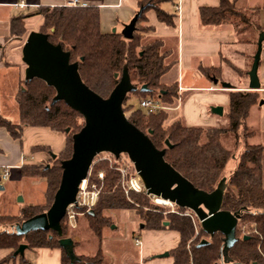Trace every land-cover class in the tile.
I'll use <instances>...</instances> for the list:
<instances>
[{
    "label": "trees",
    "instance_id": "trees-1",
    "mask_svg": "<svg viewBox=\"0 0 264 264\" xmlns=\"http://www.w3.org/2000/svg\"><path fill=\"white\" fill-rule=\"evenodd\" d=\"M160 1L139 0V5L145 7L136 22L131 39L124 38L118 31L102 32L100 10L94 5L40 6L36 12L42 19L38 31L46 33L51 43L60 44L63 50L69 52L70 61L78 62L82 81L102 97L109 95L126 66L130 81L136 86L134 91L126 94L122 103L127 119L147 133L156 148L165 149L164 159L174 169L195 187L210 192L224 176L225 164L234 154L224 144L226 138H232L237 144L240 128L243 129V136L247 137L252 133L247 130L245 120L251 106L259 101L258 93L256 90H227V124L224 127L190 126L180 117L170 116L168 111L176 106L177 82L164 83L161 77L175 60L166 61L170 49H164V42L159 37L153 36L147 40L151 27L142 25L146 19L145 12L149 8L155 10L160 21L173 24L172 15L160 8ZM218 1L216 7L199 8L201 25L229 24L241 39L254 32L256 43L257 35L264 30L258 23L259 9L238 8L233 0ZM26 17V14H22L11 19L12 35H24ZM218 70L219 67H201L202 73L208 78L212 75L217 77ZM143 85L146 90L141 89ZM54 94V88L40 78L27 81L22 79L16 94L19 121L14 123L0 114V127L5 128L13 138L21 137L24 125L45 126L65 135V145L55 158H50L45 164L21 167L22 176L45 179L46 201L42 204L21 205L14 214H0V248L11 249L8 257L0 260V264L13 257L14 250L21 243L27 244L28 249L54 248L60 247V237H72L65 217L60 221L62 236H58L53 230L38 229L26 235H18L14 230L16 223L45 211L52 203L61 178L60 161L70 157L72 135L84 124L81 114L63 100L52 104ZM131 94L137 96L139 102L145 97H158L169 109L144 110L139 104L134 106L127 101ZM66 128H69L68 132H65ZM165 139H168L172 147L166 146ZM41 148L50 150L47 147ZM263 152L264 144L249 143L244 139L243 150L237 157L236 166L226 179L222 208L237 212L239 229L244 227L245 230L242 234L236 231L237 239L227 252V261L222 254L221 233L216 232L210 236L200 229V237L189 242L194 236V226L190 218L177 213H165L163 207L151 204L144 194L130 193L127 198L119 186L117 170L103 160L95 161L96 156L90 175L92 181L101 184V190L92 212L87 211L82 215L86 217L88 228L97 236L99 242L103 230L112 224L109 212L116 210H133L145 228H169L177 231L178 244L168 251L173 257L172 264H264ZM99 171L103 172L102 180L96 178ZM244 235L247 237L243 238ZM203 238L208 242L198 246ZM77 257L78 260L73 264L105 263L99 244L93 254ZM20 262L27 263L22 256ZM61 264H71L62 248Z\"/></svg>",
    "mask_w": 264,
    "mask_h": 264
},
{
    "label": "crops",
    "instance_id": "crops-1",
    "mask_svg": "<svg viewBox=\"0 0 264 264\" xmlns=\"http://www.w3.org/2000/svg\"><path fill=\"white\" fill-rule=\"evenodd\" d=\"M24 2L27 6L18 7L17 3ZM69 0H0V87L5 84L7 64L5 60L4 50L8 47H14L19 51V57L15 56V61L21 60V48L26 39L27 34L32 31H38V27L42 21L41 15L36 14L40 6H66ZM99 8L100 10V29L102 32H111V28L129 22L132 16L140 7L139 0H84ZM238 8H258V23L264 27V0H233ZM218 0H161L160 8L172 15L173 24H167L160 21L153 8H149L145 12L146 19L142 25L151 27L149 35L159 37L165 43L166 39H177V72L179 84L183 90L196 91L191 94L184 102L186 117L188 111L192 107L197 113L190 116L187 125L210 124L214 120L210 118L206 112L205 104H213V106H221L224 111V106L227 107V94L212 93L221 88L220 82H228L235 90H247L248 75L253 54L256 50L254 36H247L245 39L240 38L229 24H221L216 26H203L199 20V8L203 6L216 7ZM179 5V10L176 6ZM26 14L24 27L26 32L23 36L12 35L10 31V21L13 17ZM37 18L35 26L30 25V21ZM116 29V28H115ZM117 31V29H116ZM258 37V35H257ZM257 42V38H256ZM237 59L238 65L233 68L239 72L236 77V82L223 80L218 76V82L214 85L209 82H202L204 75L201 67H219L217 74H221L220 62L229 63L228 60ZM23 63V62H22ZM205 63V64H204ZM206 63L208 65H206ZM25 64L23 63L22 73L19 68L16 71L18 87H20L21 74L24 76ZM188 72L190 74H188ZM257 75L260 82V89L256 90L259 101L264 100V38L262 40V48L260 52V60L257 69ZM208 78V77H207ZM24 80V78H23ZM18 91L15 87L11 91L10 103H12L13 113L5 112L0 105V114L8 118L10 121L17 123L19 121L18 109L16 104V94ZM259 101L254 105L249 112L250 116L254 117V126H258L260 131L264 132V102L259 104ZM203 102L205 104H203ZM16 104V105H15ZM15 105V106H14ZM180 106V103H179ZM178 106V108H179ZM187 106V107H186ZM177 108V109H178ZM184 115V116H185ZM65 145V135L63 132L51 130L45 126L24 125L20 138H13L3 127H0V192L14 191V194L22 193L21 183L24 178L20 169L25 165H39L49 162L50 152L58 154ZM36 147V148H35ZM41 147H47V151ZM35 148V149H33ZM9 166V176L2 178L3 166ZM31 186H37L39 192L42 190L44 198L45 179L43 177H25ZM227 179V177H226ZM18 182L20 186H15L13 183ZM14 185V186H13ZM26 204H37L28 201ZM17 205V211L20 207ZM131 210V209H130ZM128 210V211H130ZM16 211V212H17ZM132 211V210H131ZM130 211L131 217H133ZM14 214V213H12ZM134 218H130L133 220ZM77 222V219H76ZM77 227V226H76ZM141 230L137 233L139 237L135 239L137 245L138 264H172L173 257L158 256V254L169 251L176 247L179 241V233L169 228L151 229L140 227ZM105 230V229H104ZM103 230V231H104ZM103 235V234H102ZM74 243V252L76 256L90 255L80 245L81 238L78 235L71 237ZM139 241V243H137ZM28 249V248H26ZM34 258L30 264H61V248H36ZM102 251V250H101ZM11 253L10 248H0V260L8 257ZM105 257L104 264H127L123 262L124 251L114 253L111 250L102 251ZM93 254V253H92ZM122 260V261H121ZM3 264H21L20 259L14 257L8 258Z\"/></svg>",
    "mask_w": 264,
    "mask_h": 264
},
{
    "label": "water",
    "instance_id": "water-1",
    "mask_svg": "<svg viewBox=\"0 0 264 264\" xmlns=\"http://www.w3.org/2000/svg\"><path fill=\"white\" fill-rule=\"evenodd\" d=\"M144 7L145 5H141L129 22L123 25L120 33L124 38L133 37L136 22ZM112 32H115V28ZM263 38L264 30L258 34L256 50L247 72V90L260 89L257 69ZM21 60L25 64L24 81L40 78L52 86L55 94L51 103L63 100L81 114L84 124L72 135L70 157L60 161L61 178L52 203L45 211L16 223L14 230L18 235H26L30 231L41 229L53 230L58 236H62L60 221L66 213L67 206L76 202L78 186L86 178L94 157L102 152L110 153L114 157L123 153L132 162L147 193L169 199L179 207L192 210L199 220L201 229L210 236L216 232L223 235L222 254L225 261L229 260L227 252L237 239L239 214L222 208L226 177L223 176L210 192L195 187L164 159L165 149L156 148L147 133L127 119L122 103L126 94L134 91L136 86L130 81L126 66L109 95L102 97L82 81L78 72V62H71L69 52L63 50L60 44L51 43L46 33L32 30L27 34L21 48ZM217 82L218 79L213 78V83ZM220 85L223 89H233L228 82H220ZM141 89L146 90V86L143 85ZM263 102L261 99L259 104ZM211 112L222 114L223 108L213 106ZM68 131L69 128H66L65 132ZM165 144L172 147L168 139H165ZM55 156L56 154L51 152V157ZM207 242L203 238L198 246ZM58 243L71 264L78 260L71 237H60ZM26 248L27 244H19L13 255L22 256ZM168 254L169 252L165 251L158 256Z\"/></svg>",
    "mask_w": 264,
    "mask_h": 264
},
{
    "label": "rangeland",
    "instance_id": "rangeland-1",
    "mask_svg": "<svg viewBox=\"0 0 264 264\" xmlns=\"http://www.w3.org/2000/svg\"><path fill=\"white\" fill-rule=\"evenodd\" d=\"M36 21H37V18H34L33 20L30 21V25L35 26V24L37 23ZM113 28H116L118 32L121 31V25H118L117 27L116 26L112 27L110 30L111 32H112ZM116 29H115V31H116ZM249 35L250 34H248V36ZM251 36H254L253 39H255V33L254 32L251 34ZM152 38H153V35H150V37H148L147 40H150ZM167 48L170 49V52L166 56V61H168V62L171 60H175V61H173L170 64L166 73L161 77V81L164 83H171L173 81L177 82L178 72H177V61L176 60L178 57V55H177L178 49H177L176 37L175 38H169V39L165 40L164 49H167ZM18 55H19V51L14 49V47H8L7 49L4 50L5 60L8 61L9 63L7 64V68H6V70H7L6 79L3 81L7 85L3 84L0 87V105L4 108L5 112H8V113L14 112V110L12 109V105H11L12 103H10V101H9L11 98V96H10L11 91L13 90L14 87H15L16 91H18L20 88V87H18V82H17L18 78L16 76V71L19 68V71H21V73H22L23 63H22V61H18V59H17V61H15L16 60L15 56L19 57ZM234 60H237V59L228 60L229 63L220 62L219 65H221L222 70H221V74L220 75L217 74V75L220 76L221 79L236 82V77H237L239 72H237L233 68L234 66L238 65V63H237L238 61L236 62ZM206 65H208V64L206 63ZM188 74H190V73L188 72ZM22 75L23 74H21V79L24 78V76H22ZM203 75H204V79L202 80V82H204L206 80V82H209L211 84H214L213 78L218 77V76L214 77L212 75L210 78H207V76L205 74H203ZM223 91H225V90L218 89L217 91H214L212 93L227 94V92H223ZM193 93H196V91L185 90V91L181 92L179 108L177 107L178 101H176V106L173 108L171 107L170 110L168 111V114L170 116L180 117L185 124H187V121L189 120L190 116L193 117L195 115V117H196L197 116L196 111H193L194 109L192 107H187V106H186L187 109L190 108V110L188 111V114H187L188 118L185 115L187 110L185 109L184 102ZM127 101L130 102L131 104H133L134 106H138V104H139V98L135 95H132V94L127 97ZM203 104H205V103L203 102ZM256 104H254V105H256ZM254 105H252L251 108ZM211 107H213V104H210V105L205 104L206 112L208 113L210 118H212L214 120L212 125H210V124H199V125H191V126H203V127H208V126L224 127V126H226V124H227V118H226L227 107H226V105L224 106V111L222 112V114H216V113L211 112ZM254 121H255V119L252 116V114L246 118L245 123H246L247 130L251 131L252 133H251V135L248 134L249 136L247 135V137H246V135L243 136V129L240 128V131H239L240 138H239L237 144H235L233 142L232 138H226L224 144L228 148H230L234 154L232 157H230L227 160V162L225 164L224 177H228V175L234 170V168L236 166V162H237V157L239 156V154L243 150L244 139H247V142H249V143L264 144V132L260 131L258 126H256V127L254 126V124H253ZM104 154H106V153H104ZM100 156H102V154H100ZM100 156H96V159L94 158L95 161L96 160L98 162L101 161ZM122 158H123V156L121 155V157H119V159H122ZM94 159H93V161H94ZM103 161L107 162V164L109 166L114 167V165H111L109 161H107V160H103ZM262 165H263V173H264V152H263ZM19 183H21L22 193L14 194V191L12 190V188L8 192H0V214L16 213L17 205L19 203H20V205H24L28 201H32V203L42 204L46 201L45 196H44V198L42 196L43 187L41 188V191L39 192L40 187L38 188L37 186H31L29 181L25 177L22 179V181H19ZM19 183L16 181L13 184L18 187V186H20ZM163 209H164V212L167 213L164 207H163ZM130 211H128V210H116V211H110L109 212L111 215V223L112 224L110 223L111 225L109 227L107 226L105 228V230L103 231V235H102L100 242L98 241L97 236L94 235L92 233V231L88 228L87 220L85 219L86 217L83 215H78L77 225H76L77 227L73 228L68 224V228L71 230L70 233L72 235H74V236L78 235L81 238L80 239L81 240L80 245L83 246V248L85 249L86 252L91 253V254L94 253L97 250L98 244H99L102 251L111 250L114 253H119L120 251H124V253H125L123 255V262L124 263L138 264L137 245H135L134 242H135V239L137 237H139V234H137V233L141 230L140 227H141V224H143V222L141 221V219L138 218V216L134 213L133 210L131 211L133 214V217H131ZM184 211H188V215H183ZM177 214L190 218V220L194 226V236L192 239L189 240V242L191 240H194L195 238H199L200 237L199 231H200L201 227H200L199 220L197 219L195 213L188 208L180 207L178 209ZM130 218H134V219L130 220ZM236 231H239L241 234L243 231H245L244 227H241L239 229V221H238V226H237ZM14 257L20 259L21 256L17 255ZM22 257L27 261V263H25V264H30V262H32L33 258H34V251H32L31 249H25Z\"/></svg>",
    "mask_w": 264,
    "mask_h": 264
},
{
    "label": "built area",
    "instance_id": "built-area-1",
    "mask_svg": "<svg viewBox=\"0 0 264 264\" xmlns=\"http://www.w3.org/2000/svg\"><path fill=\"white\" fill-rule=\"evenodd\" d=\"M91 4L84 0H69L66 6H73V7H87ZM16 6L24 7L27 6L26 3L23 1L17 3ZM176 9L179 10V5L176 6ZM183 88L178 84L177 85V103L179 106L180 102V95ZM139 105L144 110L148 111H156L159 109H168L169 107L163 105L158 97H145L142 98L139 102ZM177 106V107H178ZM106 153V154H104ZM102 154V156H100ZM123 156L122 159L119 157ZM96 156H100L101 160H107L110 162L111 165H114V168L117 170L119 175V186L123 190L125 196L128 198L130 193H140L144 194L149 202L158 207H164L167 213H178V209L180 208L175 202L170 201L169 199H165L161 196L154 195L151 193H147L146 188L143 185V182L133 167L132 162L129 160L126 154H120L118 157H114L112 154L107 152H102L97 154ZM94 162V161H93ZM92 162V164H93ZM88 171V174L85 179H83L79 186L76 193V202L70 203L66 208V219L67 223L71 227H76V216L83 214L84 212L92 210L93 206L96 204L98 200V196L101 190V184H98L91 179V168ZM2 178L5 179L9 176V166H3ZM96 178L98 180H102L103 172L99 171L97 173ZM167 208V209H166ZM180 213V212H179ZM183 215H188V211H184ZM139 243V241H137Z\"/></svg>",
    "mask_w": 264,
    "mask_h": 264
},
{
    "label": "flooded vegetation",
    "instance_id": "flooded-vegetation-1",
    "mask_svg": "<svg viewBox=\"0 0 264 264\" xmlns=\"http://www.w3.org/2000/svg\"><path fill=\"white\" fill-rule=\"evenodd\" d=\"M80 215H82V214H80ZM64 217L66 218V216H65V215H64ZM64 217H63V218H64ZM77 217H78V215L76 216V218H77Z\"/></svg>",
    "mask_w": 264,
    "mask_h": 264
}]
</instances>
